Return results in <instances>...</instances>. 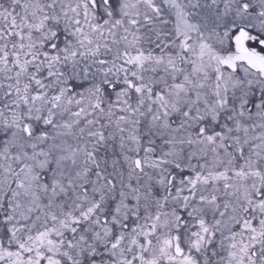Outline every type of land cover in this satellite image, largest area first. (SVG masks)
Returning a JSON list of instances; mask_svg holds the SVG:
<instances>
[{
	"label": "snow or ice",
	"instance_id": "6c2138e0",
	"mask_svg": "<svg viewBox=\"0 0 264 264\" xmlns=\"http://www.w3.org/2000/svg\"><path fill=\"white\" fill-rule=\"evenodd\" d=\"M0 264H264V0H0Z\"/></svg>",
	"mask_w": 264,
	"mask_h": 264
}]
</instances>
